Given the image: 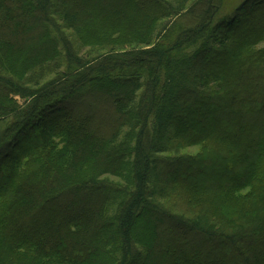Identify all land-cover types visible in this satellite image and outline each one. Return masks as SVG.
Returning a JSON list of instances; mask_svg holds the SVG:
<instances>
[{
  "label": "trees",
  "instance_id": "1",
  "mask_svg": "<svg viewBox=\"0 0 264 264\" xmlns=\"http://www.w3.org/2000/svg\"><path fill=\"white\" fill-rule=\"evenodd\" d=\"M226 1L0 0V264H264V0Z\"/></svg>",
  "mask_w": 264,
  "mask_h": 264
},
{
  "label": "rangeland",
  "instance_id": "2",
  "mask_svg": "<svg viewBox=\"0 0 264 264\" xmlns=\"http://www.w3.org/2000/svg\"><path fill=\"white\" fill-rule=\"evenodd\" d=\"M241 0H227L225 3L224 8L222 9L223 13L221 15V17L223 15L228 14L229 12H233L234 8L237 6V4L240 2ZM171 21V20H170ZM168 21V22H170ZM167 22V23H168ZM211 145H206V144H199V145H194V146H181L180 144H175L174 146L170 147L166 152L162 153V156L164 155H169V156H176V155H182V154H204L208 152V149H211ZM211 152V151H210ZM244 198L237 196L234 198L233 202H238L240 200H243ZM245 201V200H244ZM242 201V202H244ZM240 202V203H242ZM164 206L169 209L170 211L174 212V213H181L186 215L191 214L193 212H197V208H199L200 206H204L205 202L201 203V202H193V203H188L187 201H185L184 199H179V198H173V199H167L163 201ZM226 207V206H224ZM228 212H232V211H228ZM226 210H223V215L228 213ZM226 216V215H224Z\"/></svg>",
  "mask_w": 264,
  "mask_h": 264
}]
</instances>
